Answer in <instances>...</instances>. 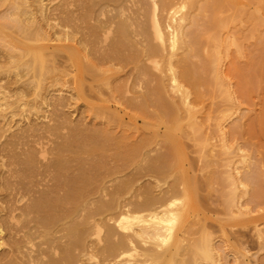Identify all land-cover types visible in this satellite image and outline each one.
I'll use <instances>...</instances> for the list:
<instances>
[{
  "label": "bare ground",
  "instance_id": "obj_1",
  "mask_svg": "<svg viewBox=\"0 0 264 264\" xmlns=\"http://www.w3.org/2000/svg\"><path fill=\"white\" fill-rule=\"evenodd\" d=\"M52 1L0 0V264H248L206 228L220 177L264 245V0Z\"/></svg>",
  "mask_w": 264,
  "mask_h": 264
},
{
  "label": "rangeland",
  "instance_id": "obj_2",
  "mask_svg": "<svg viewBox=\"0 0 264 264\" xmlns=\"http://www.w3.org/2000/svg\"><path fill=\"white\" fill-rule=\"evenodd\" d=\"M58 2V0H53L52 2H51V4H55V3H57ZM5 9V7L4 6H0V12H2L3 10ZM71 9H75V6L73 5V6H71ZM2 55L3 54H0V62H3L4 61V59H3V57H2ZM61 59V61H62V58H60ZM261 89H262V92H264V79H262V81H261ZM70 88H71V81L69 80L68 82H66L65 83V85L61 88V92H62V96H64L65 97V99H66V107H65V110L66 111H68V116H69V118H70V120H79V119H81V118H84L85 120H89L90 119V117L89 116H86L85 114H83V113H81V112H79L76 108H75V104H74V102H73V100H72V98L70 97V93L71 92H68L69 90H70ZM262 92L260 93V96H261V94H262ZM92 95V94H91ZM262 95H264V94H262ZM88 96H90L89 94H88ZM90 98L91 99H95V95L94 96H90ZM51 108H49V110H50ZM249 115H251L252 114V112H250V113H248ZM47 115H48V118H51L52 117V111H48L47 112ZM126 120V119H125ZM140 120H138L137 121V125H140ZM21 124V123H20ZM21 125H23V123L21 124ZM14 131V130H13ZM11 133V132H10ZM10 133H7L3 138H2V140L1 141H3V140H5V139H7L8 137H9V135H10ZM260 141H259V143H258V145H259V148H261V151H260V154L259 155H257L256 153V157H258L259 158V160H260V163H261V165H264V136H261L260 137V139H259ZM190 147V146H189ZM190 148H188V150H189ZM187 150V148H186V151H188ZM190 155H192V159L193 158H195V156H194V154H192L191 153V149H190ZM253 156V155H252ZM255 156V155H254ZM197 160H194L193 161V166L195 167V168H198V166H199V163H197L196 162ZM40 162H41V164H43V163H45L46 162V160H44V159H41L40 160ZM198 166H197V165ZM4 170H6V168H4ZM262 170H264V169H262ZM12 180H11V183H12V185H13V189H11V190H9V194H8V200H10L11 202L9 203V205H11V206H13L14 208H15V212H14V214H19V213H21L22 211H23V209H24V207H25V205H26V203L29 201V199L30 198H32L33 196H35V195H37L38 194V191L39 190H43V189H45V187L47 186V185H50V179H49V177L48 176H46L44 173H41L39 176H37L36 177V182H38V184L36 185V186H34L33 188H32V190H27V189H25L24 187H23V183H22V180L21 179H19V178H11ZM219 183H217L216 182V184H215V193H213L212 192V201H213V205H212V208H213V210H214V212L216 213V214H214V213H211V215H213L214 217V220L212 221H208L207 222V228H206V232L208 233V235L209 236H211V238H212V242H213V244L214 243H216V244H214L217 248H219V251H221V252H223V251H225V252H227V251H229V244H231V241H232V243H233V238L234 237H232V239H231V236H232V234H234V236H236V235H241V236H243V238L245 239V241H246V243L244 244V246L246 247V249H247V255H248V260H247V262H248V264H259V261L262 259V261H264V245H262L260 242V240L261 239H259V238H256V236H255V233H254V231L251 229V227L249 228H243V227H241V228H243V229H241L239 226H232V228H231V226L229 227V225L228 224H230L229 222H231L232 220H228L227 222V224L225 223V221H224V224L222 223H219L220 222V218L219 217H224L225 216V212H226V203L224 202V200L222 199V202L220 201L221 199V197H218V196H220L217 192L219 191V190H221V189H219V188H221L222 186H223V183H222V181H221V179H220V177L218 178V180H217ZM217 185V186H216ZM221 185V186H220ZM217 190V191H216ZM216 197V198H215ZM217 198H218V201H220V202H217ZM214 202H216V206L214 205ZM220 204V206H219V204ZM222 204V205H221ZM223 205H224V207H223ZM257 206L258 207H253V205L251 204V206L250 207H252V209H255V210H253L252 212H250L249 213V215H246V216H250V217H252V216H254V217H257V214H262V213H264V200H261V202L259 201L258 202V204H257ZM218 210V211H217ZM222 212H224V213H222ZM260 212V213H259ZM219 215V216H218ZM218 219H217V218ZM226 217V216H225ZM237 217V216H236ZM239 217V216H238ZM234 218V220L235 221H237V219L239 220V219H241L242 218V216L240 217V218ZM222 219V218H221ZM219 220V221H218ZM223 220V219H222ZM232 221V222H235V221ZM223 225H226V227H228V229L226 230V228L223 226ZM228 225V226H227ZM221 226H223L224 228L222 229L221 228ZM234 227V228H233ZM237 227V228H236ZM209 229V230H208ZM223 230H225V231H223ZM231 231V232H230ZM221 232V233H220ZM240 232L242 233V234H240ZM228 233V234H227ZM232 233V234H231ZM221 234V235H220ZM231 235V236H230ZM190 234L189 233H187L186 234V237L189 239L190 237ZM223 237V238H222ZM187 238H186V242L188 241L187 240ZM242 238V239H243ZM215 239H217V240H215ZM230 239H231V241H230ZM243 239V240H244ZM185 242V243H186ZM228 244V245H227ZM234 244V243H233ZM261 245V247H259ZM219 246V247H218ZM220 246H221V248H220ZM228 249H227V248ZM229 258H231V257H229ZM258 260V261H257Z\"/></svg>",
  "mask_w": 264,
  "mask_h": 264
}]
</instances>
